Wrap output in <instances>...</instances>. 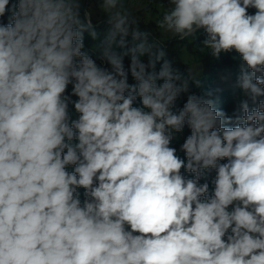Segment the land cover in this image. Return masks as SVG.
<instances>
[{"label":"clouds","instance_id":"1","mask_svg":"<svg viewBox=\"0 0 264 264\" xmlns=\"http://www.w3.org/2000/svg\"><path fill=\"white\" fill-rule=\"evenodd\" d=\"M134 2L0 0V264H264V0ZM201 35L233 115L167 56Z\"/></svg>","mask_w":264,"mask_h":264},{"label":"trees","instance_id":"2","mask_svg":"<svg viewBox=\"0 0 264 264\" xmlns=\"http://www.w3.org/2000/svg\"><path fill=\"white\" fill-rule=\"evenodd\" d=\"M250 11L254 12L255 10ZM142 21L147 24L148 28H154L155 21ZM141 26L144 27V25ZM167 39L168 38H165V48L168 58L173 60L174 62V67L179 68L182 72H187L189 68H195L196 70L199 69L195 74L197 79H199L201 82L200 87H197L194 83L190 84V92L198 95H207L210 93L211 95L207 96V98L214 99L216 101L215 106L218 109L225 111L228 115H233L237 111L242 97L241 95L237 96V94L235 93V84H228L229 81L227 79H224V75L232 74V78H234L235 80L237 79L241 63L239 55L235 52L231 54H222L221 57L217 60L213 58L208 52H200L197 45L199 41H202L204 39L203 35L198 38V41H193L192 43ZM92 43L93 41H91V39L86 35V49L91 47ZM186 52L190 53L189 57L184 56ZM185 100L186 97H182L178 101V104L182 106V103ZM185 129L186 132L184 134H176L171 145L177 148V153L181 156V158H184V156L180 151L179 146L183 143L184 138L190 134V131L187 128ZM185 175L191 174L185 173ZM213 176L214 173L209 177V182L211 181Z\"/></svg>","mask_w":264,"mask_h":264},{"label":"rangeland","instance_id":"3","mask_svg":"<svg viewBox=\"0 0 264 264\" xmlns=\"http://www.w3.org/2000/svg\"><path fill=\"white\" fill-rule=\"evenodd\" d=\"M163 2L166 3V0H163ZM133 7L136 9L137 15L144 21L148 22L150 20L155 21V19L159 18V16L162 13V10L158 7L157 3H151L149 4L147 0H140L139 3H133ZM167 38V36H165ZM185 57H189L190 53L186 52ZM185 59V58H184ZM194 73H197L198 70L195 68H191ZM224 79H227L229 81L228 84L230 85H236V80L232 78V74H226L224 75ZM235 93L237 96L241 95L240 91L236 88ZM242 97V96H241ZM244 98V97H242ZM76 114L73 111V118H75ZM186 132V129L184 130L183 134Z\"/></svg>","mask_w":264,"mask_h":264}]
</instances>
